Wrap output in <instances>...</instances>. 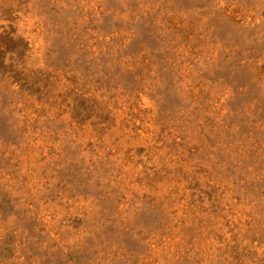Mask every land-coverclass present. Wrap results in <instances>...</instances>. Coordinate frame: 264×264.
<instances>
[{
    "label": "rangeland",
    "instance_id": "obj_1",
    "mask_svg": "<svg viewBox=\"0 0 264 264\" xmlns=\"http://www.w3.org/2000/svg\"><path fill=\"white\" fill-rule=\"evenodd\" d=\"M0 264H264V0H0Z\"/></svg>",
    "mask_w": 264,
    "mask_h": 264
}]
</instances>
